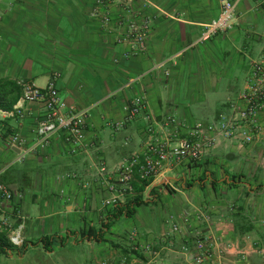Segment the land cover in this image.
Segmentation results:
<instances>
[{"label": "crops", "instance_id": "1", "mask_svg": "<svg viewBox=\"0 0 264 264\" xmlns=\"http://www.w3.org/2000/svg\"><path fill=\"white\" fill-rule=\"evenodd\" d=\"M107 1L0 0V110H12L20 80L53 82L66 110H88L80 145L58 133L0 176L19 196L25 223L22 248L9 250L0 237V264H194L198 236L215 242L214 264H264V141L241 148L211 132L215 142L199 160L165 165L117 208L104 205L100 173L141 153L147 126L159 139L182 138L232 113L264 55V0H232L234 27L195 46L219 0H148L140 51L117 40L127 31V7L137 11L141 0ZM134 98L144 107L129 118L124 108ZM43 111L31 103L21 118L0 117V169L19 152L11 137L35 141ZM167 117L176 123L165 129Z\"/></svg>", "mask_w": 264, "mask_h": 264}, {"label": "built area", "instance_id": "2", "mask_svg": "<svg viewBox=\"0 0 264 264\" xmlns=\"http://www.w3.org/2000/svg\"><path fill=\"white\" fill-rule=\"evenodd\" d=\"M219 1L218 16L204 25L192 46L201 45L215 35L226 33L234 27L237 3L232 0ZM122 2L123 0L107 1V3L112 4H122ZM141 2L142 7L137 11L127 7V11L131 15L126 23L127 31L117 40L118 43H130L133 48L139 51L145 46L150 26V21L143 12L148 0H141ZM97 3L104 2L98 1ZM108 20V17L103 18L105 23ZM182 52H177L159 62L152 68V71L163 69L166 63L180 57ZM133 81H127L123 88H128ZM18 86L21 91L18 101L11 111L0 110V117L21 118L24 114L23 106L31 103L42 104L44 111L37 121L36 139L33 143H27L17 134L11 137L10 145L18 149L19 152L13 161L0 169V176L13 164L21 163L25 161L28 155L44 149L50 138L58 133H63L65 141L74 146L80 145L84 138L88 110H66V106L59 97L53 82L41 88L31 82L20 80ZM143 107L142 99L134 98L125 106L124 111L129 118H132ZM231 107L232 113L217 124L209 127L195 125L188 129L182 138L175 134L174 139L170 137L159 139L156 137L155 128L151 125L147 126L145 130L146 141L141 153L131 154L115 169L109 170L103 165L100 167L102 180L108 193V197L104 201L105 207L117 208L127 197L134 194V182L150 181L151 183L161 173L165 165L199 160L215 142L211 132L222 135L241 148L254 142L264 141V55L252 63L245 87L241 91L237 103ZM147 119L150 120L149 117ZM175 123L173 117H167L163 121L162 127L168 129L175 126ZM149 184L146 186L147 188ZM18 202L19 196L0 182V237L6 238L9 250H18L23 247L25 242L24 217L17 208ZM214 247L215 242L213 240L198 236L195 243L197 251L192 255L194 264H214ZM259 254L264 258V247L260 249ZM237 255L240 260H245V254L237 253ZM100 264L107 263L102 262Z\"/></svg>", "mask_w": 264, "mask_h": 264}, {"label": "trees", "instance_id": "3", "mask_svg": "<svg viewBox=\"0 0 264 264\" xmlns=\"http://www.w3.org/2000/svg\"><path fill=\"white\" fill-rule=\"evenodd\" d=\"M137 183L140 184V185H138L139 186V190H142L145 186H147L150 183V181L149 182L148 181L137 182ZM136 187H137L136 186V182H134L133 183V188L137 192V188ZM135 200H136V203L135 204L138 205L140 203V197H136ZM132 213H133V211H132L131 207L130 206H127L126 207V212H125L126 216L127 217H130L132 215Z\"/></svg>", "mask_w": 264, "mask_h": 264}, {"label": "rangeland", "instance_id": "4", "mask_svg": "<svg viewBox=\"0 0 264 264\" xmlns=\"http://www.w3.org/2000/svg\"><path fill=\"white\" fill-rule=\"evenodd\" d=\"M122 223V222H121Z\"/></svg>", "mask_w": 264, "mask_h": 264}]
</instances>
